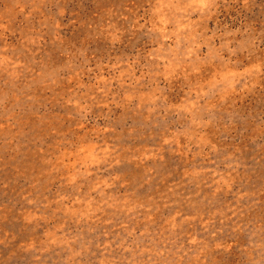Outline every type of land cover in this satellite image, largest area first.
<instances>
[{"label": "rangeland", "instance_id": "1", "mask_svg": "<svg viewBox=\"0 0 264 264\" xmlns=\"http://www.w3.org/2000/svg\"><path fill=\"white\" fill-rule=\"evenodd\" d=\"M0 264H264V0H0Z\"/></svg>", "mask_w": 264, "mask_h": 264}]
</instances>
